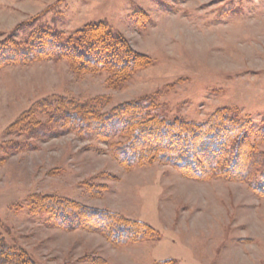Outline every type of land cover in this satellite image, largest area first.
<instances>
[{
    "label": "rangeland",
    "instance_id": "obj_1",
    "mask_svg": "<svg viewBox=\"0 0 264 264\" xmlns=\"http://www.w3.org/2000/svg\"><path fill=\"white\" fill-rule=\"evenodd\" d=\"M35 15L64 32L105 21L154 62L116 88L100 74H74L63 61L0 67L6 240L23 247L34 264H264V197L246 184L188 178L156 162L126 168L113 152L118 137L109 143L68 131L55 135L61 123L43 112L35 120L47 131L40 137L29 125L7 133L18 116L53 95L104 97L105 112L149 94L169 117L191 121L231 107L257 129L264 116V0H0V39ZM34 194L139 219L160 237L114 247L98 233L63 230L30 212L26 200Z\"/></svg>",
    "mask_w": 264,
    "mask_h": 264
},
{
    "label": "trees",
    "instance_id": "obj_2",
    "mask_svg": "<svg viewBox=\"0 0 264 264\" xmlns=\"http://www.w3.org/2000/svg\"><path fill=\"white\" fill-rule=\"evenodd\" d=\"M38 16L20 21L0 39V67L63 61L74 74H100L109 87L116 88L154 62L134 50L126 37L105 21H88L64 32L53 23H42ZM104 101V97L85 101L64 95L44 97L18 116L7 127V133L29 125L34 137H40L47 131L35 120L43 112L53 122L61 123L60 127L54 125L55 135L68 131L109 143L118 137L113 152L126 168L156 162L188 178L241 182L258 197H264V151L260 149L264 116L255 129L249 116L231 107L217 108L205 119L191 121L169 117L165 105L149 94L115 104L105 112L101 111ZM26 201L30 212L48 216L55 226L98 233L114 247L160 237V232L147 222L75 200L34 194ZM0 264L34 262L23 247L10 243L0 232ZM156 264L176 263L166 259Z\"/></svg>",
    "mask_w": 264,
    "mask_h": 264
}]
</instances>
